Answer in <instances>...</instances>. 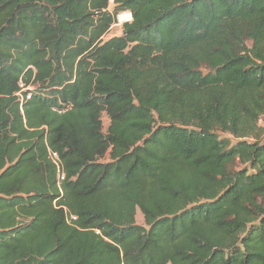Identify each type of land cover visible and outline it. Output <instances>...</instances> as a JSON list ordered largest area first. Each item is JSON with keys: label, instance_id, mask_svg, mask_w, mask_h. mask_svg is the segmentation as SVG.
<instances>
[{"label": "trees", "instance_id": "1", "mask_svg": "<svg viewBox=\"0 0 264 264\" xmlns=\"http://www.w3.org/2000/svg\"><path fill=\"white\" fill-rule=\"evenodd\" d=\"M263 116L264 0H0V264H264Z\"/></svg>", "mask_w": 264, "mask_h": 264}, {"label": "built area", "instance_id": "2", "mask_svg": "<svg viewBox=\"0 0 264 264\" xmlns=\"http://www.w3.org/2000/svg\"><path fill=\"white\" fill-rule=\"evenodd\" d=\"M133 18H134V16H133V12L131 10H124V11L116 13L114 16L113 24L111 25L109 32L105 35V37H110V35L112 34L111 31L114 28H118L120 30H123L124 25L127 23H131L133 21ZM30 97H31V94H29L27 96V98H30ZM50 158L52 159L53 163L58 168L59 181L64 180L66 174H65V171L63 170L62 162H61V159H60L58 152L50 149ZM71 218L76 219V216L72 215Z\"/></svg>", "mask_w": 264, "mask_h": 264}, {"label": "rangeland", "instance_id": "3", "mask_svg": "<svg viewBox=\"0 0 264 264\" xmlns=\"http://www.w3.org/2000/svg\"><path fill=\"white\" fill-rule=\"evenodd\" d=\"M112 34L110 35V37H113V36H117V35H122V33H123V30H120V29H118V28H114V29H112ZM261 125L262 126H264V116H263V118H262V120H261ZM108 124H109V119H108V117L105 115L104 116V125H105V128L107 129V127H108ZM137 222L139 223V224H144V218H143V215H142V213L139 211L138 212V214H137Z\"/></svg>", "mask_w": 264, "mask_h": 264}]
</instances>
